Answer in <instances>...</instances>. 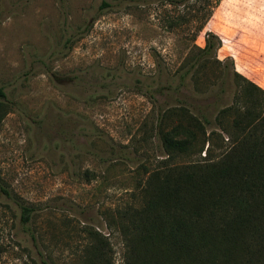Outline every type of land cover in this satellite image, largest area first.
<instances>
[{"label": "rangeland", "instance_id": "rangeland-1", "mask_svg": "<svg viewBox=\"0 0 264 264\" xmlns=\"http://www.w3.org/2000/svg\"><path fill=\"white\" fill-rule=\"evenodd\" d=\"M174 14L161 0H0V264H97L93 234L123 264L106 214L130 203L136 165L164 155L147 90L158 60L173 70L185 56L162 26ZM207 31L264 88V0H221L196 46Z\"/></svg>", "mask_w": 264, "mask_h": 264}, {"label": "trees", "instance_id": "trees-1", "mask_svg": "<svg viewBox=\"0 0 264 264\" xmlns=\"http://www.w3.org/2000/svg\"><path fill=\"white\" fill-rule=\"evenodd\" d=\"M161 1L176 10L163 29L180 32L186 53L173 70L158 60L147 90L164 155L139 162L130 203L105 213L125 245L123 264H264V88L218 58L213 31L195 45L221 0ZM9 107L0 88V125ZM93 238L91 255L107 264L106 244Z\"/></svg>", "mask_w": 264, "mask_h": 264}]
</instances>
